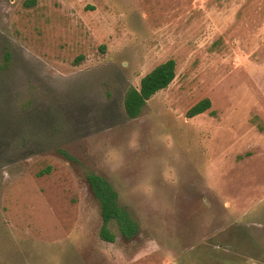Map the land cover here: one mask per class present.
I'll list each match as a JSON object with an SVG mask.
<instances>
[{"label": "rangeland", "instance_id": "1", "mask_svg": "<svg viewBox=\"0 0 264 264\" xmlns=\"http://www.w3.org/2000/svg\"><path fill=\"white\" fill-rule=\"evenodd\" d=\"M90 172L138 235L101 239ZM0 264H264V0H0Z\"/></svg>", "mask_w": 264, "mask_h": 264}, {"label": "trees", "instance_id": "2", "mask_svg": "<svg viewBox=\"0 0 264 264\" xmlns=\"http://www.w3.org/2000/svg\"><path fill=\"white\" fill-rule=\"evenodd\" d=\"M26 4L29 5L28 2H26ZM82 58L83 57L80 56V58L76 60V63H79ZM6 60L8 62L11 60V53L8 51L6 52ZM176 70V61L174 59H169L146 74L142 78L139 87H130L126 92L124 100L127 116L131 119L139 117L148 101L159 91L166 89L174 81ZM211 107V99L204 98L188 110L187 116L189 118L195 117L206 112ZM66 156L73 159L68 154H66ZM49 170L50 168L43 170L39 172V175H44ZM87 180L101 209V239L111 243L116 241V235L110 227L112 223L117 224L125 239H132L138 235L140 232L139 223L133 218L129 209L120 204L118 192L111 182L103 175L95 172L88 173Z\"/></svg>", "mask_w": 264, "mask_h": 264}]
</instances>
